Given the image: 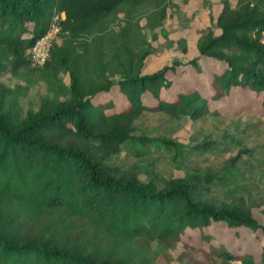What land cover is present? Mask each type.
Returning a JSON list of instances; mask_svg holds the SVG:
<instances>
[{"label": "trees", "instance_id": "trees-1", "mask_svg": "<svg viewBox=\"0 0 264 264\" xmlns=\"http://www.w3.org/2000/svg\"><path fill=\"white\" fill-rule=\"evenodd\" d=\"M121 7L127 18L134 8L154 10L162 25L177 5L0 0V69L35 74L53 93L19 118L14 105L5 103L10 89L0 84V264H155L159 253L151 250V240L183 247L187 229L203 233L217 222L264 235V223L242 196L219 203L194 196L201 181H218L229 172L197 171L158 185L140 179L133 168L108 163L123 147L141 143L174 151L180 145L137 129L145 112L216 115L211 102L237 88L259 97L264 116V0H224L214 27L197 38L195 55L146 73L141 66L149 41L144 37L140 47L135 37L129 41L130 27L137 37L141 27L138 20L123 25L116 16ZM61 11L65 16L45 62L36 65L28 49ZM186 72L206 77V88L178 86L172 76ZM120 97L126 102L114 109ZM216 144L197 142L194 148L203 153ZM236 259L264 264V246L258 259L220 246L195 263Z\"/></svg>", "mask_w": 264, "mask_h": 264}, {"label": "rangeland", "instance_id": "rangeland-1", "mask_svg": "<svg viewBox=\"0 0 264 264\" xmlns=\"http://www.w3.org/2000/svg\"><path fill=\"white\" fill-rule=\"evenodd\" d=\"M227 1L231 5L235 3V0ZM175 2L177 7L169 10L162 25L154 10L146 7L134 8L133 18L125 17L124 7L116 10L123 25L124 20L133 24L139 21V36L138 30L130 27V42L135 37V43L140 47L144 37L149 41L151 51L143 60L142 73L155 71L173 60L186 61L195 55L197 38L207 27H214L224 0ZM61 76L67 81L65 71ZM172 78L178 86L206 88L207 78L203 75L186 72ZM0 84L10 89L5 94V103L14 105L19 118L27 108L36 107L41 96H53L48 84L35 74L21 76L0 69ZM125 102L123 97L118 98L114 109ZM210 107L217 108L219 114L194 119L167 113H142L135 122L137 129H143L150 136L172 137L180 145L169 151L139 143L132 149L123 147L121 152L108 159V163L133 168L140 179H153L158 185L169 178L197 171L229 172L230 175L218 181H201L194 196L218 203L242 196L251 205L254 216L264 223V116L261 115L259 97L252 91L233 88L219 103L211 102ZM212 141L217 144L211 151L199 153L194 148L197 142ZM236 154L238 157L232 159ZM181 239L183 247L179 248L151 240V250L159 253L155 264H205L195 263V260H204V252L213 253L220 246L233 253H249L258 259L264 246L261 233L245 227L233 229L224 222L207 226L203 233L197 228L187 229ZM233 263L241 264L237 259Z\"/></svg>", "mask_w": 264, "mask_h": 264}, {"label": "built area", "instance_id": "built-area-1", "mask_svg": "<svg viewBox=\"0 0 264 264\" xmlns=\"http://www.w3.org/2000/svg\"><path fill=\"white\" fill-rule=\"evenodd\" d=\"M64 16L65 14L63 11L55 12L52 16L48 29L36 38L33 44L29 47L28 50L34 64L41 65L45 62L52 39L59 31V20L64 18Z\"/></svg>", "mask_w": 264, "mask_h": 264}]
</instances>
